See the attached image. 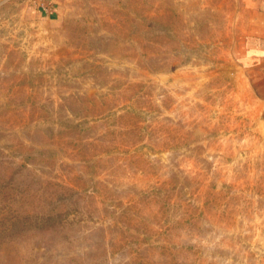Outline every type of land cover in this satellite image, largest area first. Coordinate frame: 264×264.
Instances as JSON below:
<instances>
[{
  "label": "rangeland",
  "instance_id": "1",
  "mask_svg": "<svg viewBox=\"0 0 264 264\" xmlns=\"http://www.w3.org/2000/svg\"><path fill=\"white\" fill-rule=\"evenodd\" d=\"M240 6L0 0V264H264Z\"/></svg>",
  "mask_w": 264,
  "mask_h": 264
},
{
  "label": "crops",
  "instance_id": "2",
  "mask_svg": "<svg viewBox=\"0 0 264 264\" xmlns=\"http://www.w3.org/2000/svg\"><path fill=\"white\" fill-rule=\"evenodd\" d=\"M240 1V38L236 57L261 105L264 125V0Z\"/></svg>",
  "mask_w": 264,
  "mask_h": 264
}]
</instances>
